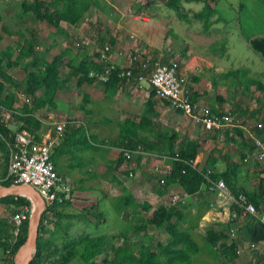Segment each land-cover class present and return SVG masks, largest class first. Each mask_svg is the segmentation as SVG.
I'll use <instances>...</instances> for the list:
<instances>
[{
  "label": "crops",
  "instance_id": "1",
  "mask_svg": "<svg viewBox=\"0 0 264 264\" xmlns=\"http://www.w3.org/2000/svg\"><path fill=\"white\" fill-rule=\"evenodd\" d=\"M21 1L0 0V42L7 41L6 38L10 36L12 40L7 41V45L13 46L18 40V37L12 34L13 32H22L26 38H29V32H34L37 38V49L47 48V52L44 53L45 59L54 60L59 68L63 67L65 70L64 76L59 72L64 82L54 97L55 108L44 107L35 110L33 114L38 120L45 115L46 111H50L54 115L66 112L83 122L82 119L86 118V113H91V110L85 108V111L84 103L82 108L79 104L81 100L83 102L86 100V95L91 90H94L96 91L94 100L96 102L92 104L89 102L85 105L96 107L95 114L99 118L97 121L94 119L95 123H113L112 131L118 137V126L124 119L131 120L132 124L137 126L140 117L147 116L155 122L158 116L160 123L169 126L168 129H158L159 132L172 130L175 133V146H183V141L188 139L196 143L194 162L202 174L209 170L211 179H222L223 181L224 177L230 175L233 189L245 194L249 202L253 205L256 203L255 206L264 202V179L257 167L251 145L254 137L264 140V1L243 0L242 3L239 0H206L209 1L213 13L210 16L211 24L205 32L200 28L201 21L198 19H196L197 23L187 21L183 32L175 20L177 30L184 34V37L180 39L181 42H190V45L180 50V55H176L180 60L172 58L167 60L171 51L168 52L169 47L163 45L165 36L163 34L159 48L160 54L158 51L153 52L151 44L153 38L155 40V35L152 21L143 23L146 26L143 35L140 27L133 21H126L124 15L119 17L120 13H116L114 16L116 19L110 22L117 31L113 29L108 42L104 43L111 42L109 43L110 57L118 66L127 64L128 54L147 56L151 61L161 63L177 60L186 78L185 88L192 101L198 102L202 109H207L209 112L218 114L229 112L238 119L234 127L221 128L213 132L204 130L180 112L173 111L166 101L150 100L154 96L147 80L136 82L134 79L117 78L115 92L106 96L101 82L91 81L77 84L78 75L67 76L71 64L75 66L79 61L93 59L98 48L97 42L103 43V40L99 38L100 33L107 34L108 32L110 24L109 26L104 24L103 31L97 32L96 11L100 9L97 2L101 0H90L88 9L77 23L71 25L61 21L57 27L35 19L30 12H23ZM41 1L48 2L49 0ZM166 1L164 0L166 10H181L185 7L192 10L190 14L200 10L203 5V0H185V2L179 1L180 3L178 2L175 7H169ZM10 6L16 7L15 12L4 13L6 9L11 11ZM155 9L153 5L149 6L147 12L155 13ZM241 15L245 18L243 24ZM11 19H14L15 23L21 21V27H9L8 23ZM193 23L199 25V29L189 34L186 28ZM89 31L96 33L92 39L86 37V34L89 36ZM123 31L128 34L126 39L121 35V33L124 35ZM130 34L136 37L138 43L134 44L135 42L130 40ZM185 35H192V37L187 38ZM193 41L201 44L192 46ZM150 54H159L157 57H160L158 58L160 60L153 59ZM8 73L18 81L24 76V72L17 68H9ZM25 96L26 104L30 107V97ZM147 100L151 101L148 106L156 116H150L148 110L144 108ZM73 110L77 115L72 113ZM87 116L90 120L91 116ZM70 118L76 120L77 124L67 130L63 140L50 153L56 171L71 182L73 188L72 199L57 208L59 218L65 221L71 217H84L87 212L82 210L91 207L92 204H95V209L103 212V215L110 212L112 208V206L107 207L106 200L93 202L90 200L92 195L80 189L82 183H87V180L82 181V178H79L81 177L80 172L86 170L88 165L87 161L82 160L84 155L80 153V149L87 150L92 142L89 139V143H85L83 130L86 131V129H83V125L82 129L80 128L81 123L79 124L77 119ZM149 134L151 133L143 127L141 135L148 136ZM139 159L135 169L145 171L146 167H150L152 171V167L143 155ZM123 165L125 167V162ZM6 168L7 166L4 169L5 174ZM127 168L125 167L124 170L126 173ZM206 186L207 182L204 179L196 193L186 195L183 204V219L179 227L187 232L198 245V252L192 256L191 264H264V224L242 217L235 205L220 207L217 198L207 190ZM129 187H131L129 194L134 198L135 203L147 202L152 211L160 205L168 206L169 195L172 191L183 193L181 188L174 183L168 189H162L159 192L149 191V197L140 200L135 192L138 187L147 190L145 185L138 182L129 184ZM226 187L231 191L228 185ZM114 200L113 205L116 206L117 200ZM1 211L0 205V213ZM7 216L0 215V264H10V258L5 254V241L9 232L6 225ZM53 219L56 221V216ZM101 221L102 218L98 221V225H101ZM209 232L213 234H209L211 237H207ZM43 235L48 239L45 232ZM85 235L94 237L103 235V233L95 235L85 233L82 236ZM166 239L167 235L164 232V242ZM228 246L229 249H227ZM100 257L99 264H101L103 255ZM72 259L82 262L78 257H73L70 261Z\"/></svg>",
  "mask_w": 264,
  "mask_h": 264
},
{
  "label": "trees",
  "instance_id": "2",
  "mask_svg": "<svg viewBox=\"0 0 264 264\" xmlns=\"http://www.w3.org/2000/svg\"><path fill=\"white\" fill-rule=\"evenodd\" d=\"M178 2L179 0H167L166 5L175 7ZM89 4L90 0H49L48 2L22 0L20 2L23 12H30L35 19L44 21L53 27H57L61 21L71 25L77 23L88 9ZM212 13L213 9L210 7L209 1L206 0H203L200 10L192 13L195 19L201 21L204 32L207 31L211 24L210 16ZM29 33V38H26L22 32H13L12 34L18 37L15 45H7L0 49V112H8L16 119V130L24 129L33 134L34 138L38 140L41 123L33 112L44 107L55 108L54 97L64 79L60 76L59 65L54 60L45 59L44 53L47 52V48L38 50L36 48L37 38L35 33ZM109 43L111 44L110 41ZM9 68L22 70L24 72L22 80L18 81L14 79L8 73ZM90 70L99 71L100 67L92 60L79 61L75 66L70 65V71L67 76L78 75L77 84L91 82L93 78L88 76ZM116 83L117 77L115 73H112L107 81L101 82L106 96L112 95L115 92ZM18 90H21L25 95L30 97V107L26 102L20 108L13 106V97ZM150 104L151 101L147 100L144 108L148 110L150 116H156L150 110L148 106ZM138 121L139 124L137 126H134L129 119H124L119 123V134L114 146L125 150L137 149L139 152L156 156L173 157L172 168L163 177V190L175 183L185 195L189 196L196 193L203 183L202 171H199L194 166L195 162L192 165L190 163L191 160L194 161L196 143L188 139L183 141V146H175V133L172 130L160 133L156 128L155 122L151 118L148 119L147 116L140 117ZM143 127L154 135L155 138L142 136L141 130ZM9 133L10 131L0 123V135L7 137ZM10 138L12 139V133ZM84 140L86 141L85 143H89L88 139ZM119 155L122 161L125 162L122 153ZM141 157V154H137L135 160L136 166L138 159ZM126 166L128 167L127 164ZM223 179L225 184L230 188V192L234 196H237L240 192L233 189L231 183L232 176L227 175ZM10 183L8 179L4 178L0 181L2 185H9ZM0 202H11L19 207L30 204L28 199L12 195L0 198ZM66 202L68 201L61 204H51L41 214L36 239V251L29 264H67L73 257H78L83 264H96L95 258L100 255H103L101 264H191L192 256L198 252L197 243L187 232L179 227L183 219L182 210L184 205L177 203L169 204L168 206L160 205L154 210L155 216L151 219V224L156 229H162L167 235L165 242L159 243L155 247L141 241L130 242L128 241L127 233L120 234L121 241L118 244H110L111 237L108 238L105 235L94 237L85 235L80 237L77 242L72 241L70 245L66 246L58 254L60 259L55 261L53 258L57 253L50 249L52 246L48 240L49 238L47 239L43 235L44 225L42 224V220H49L51 216H56V219L60 221L57 208ZM254 204L256 205V203ZM122 206L124 208L121 213L122 217L127 219L129 213L126 211V208L136 206L134 198L130 194L124 196ZM138 206L144 210L150 207L147 202H142ZM139 230H141V227H134L136 233ZM25 233L26 221L23 222L19 229L12 252L22 243ZM210 233L213 235L212 232H209L207 237H211ZM5 245L6 247L8 246L6 241ZM227 249H229V246ZM54 250L59 252V250ZM9 260L10 264H13L12 259Z\"/></svg>",
  "mask_w": 264,
  "mask_h": 264
},
{
  "label": "rangeland",
  "instance_id": "3",
  "mask_svg": "<svg viewBox=\"0 0 264 264\" xmlns=\"http://www.w3.org/2000/svg\"><path fill=\"white\" fill-rule=\"evenodd\" d=\"M182 2H185V0H179ZM243 3V0H239ZM98 3L99 11H96V20H97V27L98 31L102 30V26L110 24V27L108 28L107 34L100 33L99 38L103 40V42H108V37L111 36V32L113 29L115 31L116 28H114L113 23H110L116 19L114 17L117 14L120 13L119 17L121 15L125 16V20L133 21L138 27H140V32L143 35V32L146 30V26L143 24L147 21H152L153 23V30L155 35V40L153 38L152 40V50L153 52L158 51L160 54V43L161 42V35H165L163 38V45L166 47H169L170 52L168 54V59H178L180 60V50L184 46L190 45V42L184 43L181 42V37H184V34L179 32L177 30V26L175 25V20L177 21L178 25L181 26L182 32L184 31L183 28L186 26L187 21L190 23L192 21H196V19L193 17L190 12L192 10L186 9L185 7L181 10H166L164 5V0H101ZM180 3V2H179ZM178 4V3H177ZM156 8L155 13L153 11H148L147 8L150 7ZM161 5V6H160ZM11 9H6L4 13L11 14L12 11L15 12L16 7H9ZM201 9V8H200ZM189 13V14H188ZM135 14V15H134ZM134 15V16H133ZM114 17V18H113ZM241 22L245 21V18L241 15ZM33 19V18H32ZM34 20V19H33ZM14 19H11L8 23V26L11 28H17L21 27V21L14 22ZM197 23V21H196ZM200 28H202L200 24ZM199 29V25H188L186 28L187 33L192 34L195 31ZM103 31V30H102ZM124 35L121 33L123 38H127L126 35L127 32L123 31ZM178 32V33H176ZM89 36L86 37L87 39H92L96 33L93 31L88 32ZM93 34V35H92ZM141 35V36H142ZM187 38H191L192 35H185ZM135 38V39H134ZM130 39V38H129ZM152 39V38H151ZM7 41L11 42L12 38L9 36L6 38ZM134 44L138 43L136 40V37L134 36L131 38ZM7 41H1L0 42V48H4L7 45ZM194 43H191L192 46L200 45V42L193 41ZM93 45V44H92ZM165 47V48H166ZM144 49H146V45H144ZM145 52H147L145 50ZM159 54H150L152 58L155 60H160L157 57ZM149 56V55H148ZM154 56V57H153ZM18 73H20L19 70H17ZM59 72L61 75H65V70L63 67L59 68ZM9 86V85H8ZM152 90V89H151ZM153 92V91H152ZM96 91L91 90L90 93L86 95V100H81L80 107L84 103V110L85 108L90 109L91 113H86V118L84 117L82 120L83 122H80V119L77 117H74L66 112H60V116L65 117H73L78 120L79 124L81 123L80 128L82 129L83 125V132H85V139H90L92 142V145L90 147H87V150L80 149V153L83 156L82 160L88 162L87 169L80 172L79 178H82L83 180H87V183H82V186H80V189L88 191L92 197H90V200L93 202L96 200L107 201V207L110 208L112 206L110 212L103 215V212L97 211L95 209L96 205L92 204L91 207H86L83 212L86 215L81 218H73L71 217L69 220L65 221L63 219L54 220L51 216L47 220L48 225L44 226V232L49 238L48 240L51 243V250L56 252L57 254L54 255V260L58 261L60 257L58 254L63 251V249L66 248V246L70 245L72 241L77 242V240L85 233H88L89 235H95L97 233L102 232L103 235L111 237L110 244H118L121 241L120 234L121 233H127L128 235V241L130 242H138L141 241L143 243H149L152 247H155L159 243H163V234L164 231L162 229H156L151 224V219L154 214V210L150 209V207L147 210H144L140 208L138 205L142 203L136 204V206H130L126 208V211L129 212V215L127 219H124L121 216V213L123 212V206H122V199L124 196L128 195L131 192V187H129V184H134L138 182H142L147 190H142L140 187H138L137 192H135V195H138L140 200L149 197L150 192L155 193L162 190V186L159 184L160 176L163 177L165 173L162 172H152L150 167H146L145 171L134 169L131 172V175L125 170V167L127 168L126 164L125 167L123 165V161L120 157L119 150L120 148L115 147V142L117 141V136L112 131L113 123H102V122H96L97 118H99L98 115L95 114V106L92 107H86L88 105H85L86 103H94L95 100ZM154 96V94H153ZM26 96L21 91L18 90V92H15V96L13 97V106L18 108L23 103L26 102ZM156 99V97H152L150 100ZM27 103V102H26ZM72 108V107H71ZM82 108V107H81ZM170 108V107H169ZM73 109V108H72ZM171 109V108H170ZM83 110V109H81ZM173 111H175L172 108ZM86 111V110H85ZM74 115H77L75 110L72 112ZM58 115V114H57ZM87 115H90L91 118L89 120V117ZM92 119V120H91ZM95 119V121H94ZM155 124L157 129H168L169 126H164L162 123L159 122L158 116L155 118ZM16 119H14L11 114L8 112H0V123L7 128L10 133L7 137H3L0 135V181L3 180L5 176V166H7L8 163V153L11 146V138L10 135L13 133V131L16 129L17 124L15 125ZM174 122L173 120L171 121ZM169 131V130H168ZM112 133V135H111ZM149 138L154 139L155 136L152 134L148 135ZM63 140V139H62ZM83 142V140H81ZM195 166V165H194ZM196 167V166H195ZM197 168V167H196ZM203 180L205 179V175L201 174ZM144 187V186H141ZM148 191V192H147ZM176 191H172L171 193L176 194ZM151 196H153L151 194ZM72 199V198H71ZM117 200L116 206L113 205V202ZM70 201V200H69ZM142 202V201H140ZM1 205V213L0 215H9L14 210H17L19 206L12 204L11 202H0ZM68 210V209H67ZM83 216V215H82ZM80 217V216H79ZM101 225H98V221L101 220ZM134 227H141V230H139L137 233L134 231ZM68 232V234H67ZM9 232L7 233V238L9 237ZM6 238V239H7ZM59 250L58 251H55ZM52 254V253H50ZM100 256H97L95 258L96 263L99 264ZM77 259V258H76ZM72 261V262H71ZM69 260L67 264H83L79 260Z\"/></svg>",
  "mask_w": 264,
  "mask_h": 264
},
{
  "label": "built area",
  "instance_id": "4",
  "mask_svg": "<svg viewBox=\"0 0 264 264\" xmlns=\"http://www.w3.org/2000/svg\"><path fill=\"white\" fill-rule=\"evenodd\" d=\"M129 37L133 38L131 34ZM97 45L98 48L92 61L99 65L100 70L88 72V76L93 78L94 82H105L112 73H115L116 77L121 80L134 79L136 82L147 80L157 100L166 101L171 108L183 114L192 123L200 125L204 130L213 132L221 128L234 127L238 123V119L232 113L209 112L207 109H202L198 102L191 100V96L185 88L186 78L177 60L161 63L151 61L147 56L128 54L127 64L118 66L110 57V44L97 42ZM36 48L38 47L36 46ZM39 121L42 128L38 140L24 129L13 131L4 179H8L14 184L22 183L32 186L45 203L44 212L49 205L61 204L72 198V184L56 171L50 153L64 138L67 130L77 124V121L70 117L54 115L50 111H46ZM251 145L257 167L264 179V140L253 138ZM119 152L122 153L128 165L129 175L136 168L137 154L143 155L153 172L157 173L163 171L166 174L169 172L174 160L170 156H156L139 152L137 149H120ZM190 163L192 165L194 161L191 160ZM203 175L207 182V190L217 198L220 207L235 205L242 217L264 224V202L255 206L242 193L234 196L222 179H211L209 170H206ZM163 177L160 176L159 180L161 186L164 185ZM175 193L174 195L170 193L169 204H184L186 195ZM31 209V204L20 206L6 217L10 235L6 239L8 246L5 254L10 259L13 257L12 247L16 243L19 229L23 222L27 221ZM42 224L47 226V220L43 219Z\"/></svg>",
  "mask_w": 264,
  "mask_h": 264
},
{
  "label": "water",
  "instance_id": "5",
  "mask_svg": "<svg viewBox=\"0 0 264 264\" xmlns=\"http://www.w3.org/2000/svg\"><path fill=\"white\" fill-rule=\"evenodd\" d=\"M22 196L29 200L32 209L26 221V233L22 243L13 253V264H29L36 251V239L41 214L45 203L39 193L30 185L22 183L0 184V198L5 196Z\"/></svg>",
  "mask_w": 264,
  "mask_h": 264
},
{
  "label": "bare ground",
  "instance_id": "6",
  "mask_svg": "<svg viewBox=\"0 0 264 264\" xmlns=\"http://www.w3.org/2000/svg\"><path fill=\"white\" fill-rule=\"evenodd\" d=\"M255 138V137H254ZM61 142V141H60ZM120 149H122V148H120ZM73 190V189H72Z\"/></svg>",
  "mask_w": 264,
  "mask_h": 264
}]
</instances>
